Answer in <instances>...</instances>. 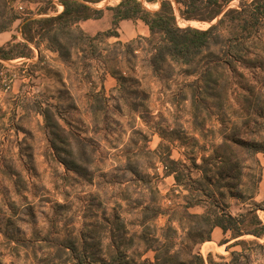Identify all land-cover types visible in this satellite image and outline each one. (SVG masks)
<instances>
[{
  "label": "rangeland",
  "instance_id": "374dc122",
  "mask_svg": "<svg viewBox=\"0 0 264 264\" xmlns=\"http://www.w3.org/2000/svg\"><path fill=\"white\" fill-rule=\"evenodd\" d=\"M172 5L180 27L206 29L217 21H185L179 5ZM144 6L156 10L159 3ZM61 10L57 0H0V264H146L156 253L179 262L189 260L190 252L228 260L227 244L219 242L230 233L219 232L217 239L211 233L210 240L196 243L195 219L186 210L201 213L205 205L186 208L193 200L165 175L159 155L169 152L194 181L203 177L195 164L206 167L226 211L236 215L249 208L247 197L264 174L258 157L264 162V154H241L236 180L221 179L216 171L225 165L218 156H231L222 142L233 134L264 143V128L253 123L249 105L264 106V19L247 40L212 45L190 63L167 59L153 72L148 58L158 39H147L141 20H122L118 38L74 46L68 60L44 40L25 45L24 19ZM111 15L105 9L80 26L93 36L110 28ZM47 109L65 128L76 160V138H83L91 156L86 171L65 166L58 154L70 149L66 142L59 152L51 146ZM201 180L203 185L186 182L189 188L208 185ZM255 200L264 202V195ZM145 205L151 208L142 214ZM257 213L264 218V211ZM244 252L248 259L240 264H264V248L250 244Z\"/></svg>",
  "mask_w": 264,
  "mask_h": 264
},
{
  "label": "trees",
  "instance_id": "16d2710c",
  "mask_svg": "<svg viewBox=\"0 0 264 264\" xmlns=\"http://www.w3.org/2000/svg\"><path fill=\"white\" fill-rule=\"evenodd\" d=\"M102 0H57L62 6V10L56 14H50L35 18H26L23 21V40L25 45L33 44L35 40L41 39L47 42L49 49L58 53L62 60H68L71 57V49L74 46H79L89 40H94L99 37L118 38V25L122 20H141L148 28L149 38L157 37V42L154 46V51L148 58V64L153 72H157L161 65L167 59L178 60L183 63H190L204 49H209L212 45L221 44L224 47L230 46L234 41L241 42L252 37L259 29L262 19H264V0H238L239 6L232 7L229 3L233 0H144L147 4L159 3L156 10H149L144 6L143 0H119L114 5H108L105 8L96 7L95 5ZM172 1L179 5L180 17L185 21H206L212 22L217 19L214 24H211L206 29L197 28L191 25L180 27L177 23ZM51 7L56 9V5L50 2ZM111 11V26L106 31H98L95 35H88L80 26V22L88 19H99L103 16L104 10ZM44 14L48 13V8H43ZM223 26L228 27L222 29ZM147 37V36H146ZM145 37V38H146ZM65 40V42H64ZM63 41V42H62ZM119 45H124L121 40H116ZM127 46V44H126ZM210 68L205 69L204 73L210 72ZM211 87V86H210ZM249 100H247L248 102ZM250 103V101H249ZM253 109V123L256 126L264 128V106L249 104ZM46 121L47 134L51 146L59 152L62 148L59 144H64L70 147L68 138L64 137L66 132L57 121L50 115L49 110L43 111ZM52 118L53 123L50 122ZM260 119V120H259ZM260 121V122H259ZM80 136L76 138L80 147L79 159L76 160L73 155L72 147L63 149V154H58L63 160V163L68 169L80 174L86 171L89 167L91 156L87 154L85 143L81 141ZM225 150L231 156H218L219 163H225L217 168L216 174L221 176V179H238L241 175V160L243 153H250L256 156L258 153H264V143L254 142L240 139L234 135L227 142H222ZM228 143V144H226ZM229 151H228V150ZM160 156L159 159L165 165V175H171L174 178L175 185L187 192L191 202H185V206L205 205L201 213H191L186 210L187 216L195 219V224L198 231L196 232V243L204 242L211 239V233L215 227H218L222 232L230 233L228 238L222 239L219 244H227L229 251V259L226 260L220 257V260H215L209 252L204 258L201 254L189 253V260L175 262L171 256H160L158 253L154 255L153 261H147L146 264H240V258L248 259L244 253V249L248 245L253 244L257 247L264 248V218H261L257 210L264 211V202L255 200V193L247 197L249 208L244 212H239L233 215L226 211L219 200V193L215 191L219 189L212 179H207V168L203 165L195 164L203 175L208 185L201 188H189L187 180L194 181L191 174L183 175L179 167L185 166L177 160L170 157V153ZM71 156V160L67 157ZM74 158V159H73ZM67 160V161H66ZM203 163L205 159L203 158ZM257 163L258 160H257ZM126 166V165H125ZM179 166V167H178ZM187 176V178H185ZM201 178V179H202ZM201 179L195 180L193 183L203 185ZM261 177H259V180ZM217 184H220L218 182ZM215 187V190L213 188ZM234 187V186H232ZM204 189L206 192L204 193ZM239 193V198H243V194ZM207 196L209 202L204 198ZM207 202V203H206ZM244 202V201H243ZM222 205V206H221ZM151 208L150 205H145L142 209V214ZM158 215L157 210L152 211V218ZM251 235L253 239L245 240L242 236ZM199 240V241H198ZM243 245L240 251L231 250L234 246ZM169 255V254H168ZM99 264H116L113 261L105 260Z\"/></svg>",
  "mask_w": 264,
  "mask_h": 264
},
{
  "label": "crops",
  "instance_id": "0c3cea01",
  "mask_svg": "<svg viewBox=\"0 0 264 264\" xmlns=\"http://www.w3.org/2000/svg\"><path fill=\"white\" fill-rule=\"evenodd\" d=\"M262 154H264V153H262ZM258 157H259V161H260L261 165H262L263 168H264V162L261 160L260 156H258ZM260 194L264 195V174L262 175L261 180L259 181L258 188H257V192L255 193V199H256V197H258ZM219 232L222 233V234H224V233L222 232V230H221L220 228H218V227H215V228L213 229L212 233H213V237H215V239H217V238L219 237ZM227 233H228V232H227ZM227 233H225V235H226ZM245 236H251V235H245ZM243 237H244V236H242V238H243ZM260 240L264 241V238H263V239H260ZM230 242H232V241H230ZM230 242H228V243H230ZM228 243H226V244H228ZM263 257H264V255H263Z\"/></svg>",
  "mask_w": 264,
  "mask_h": 264
}]
</instances>
